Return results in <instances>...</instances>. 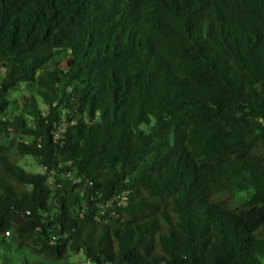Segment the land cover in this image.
<instances>
[{
    "label": "trees",
    "instance_id": "trees-1",
    "mask_svg": "<svg viewBox=\"0 0 264 264\" xmlns=\"http://www.w3.org/2000/svg\"><path fill=\"white\" fill-rule=\"evenodd\" d=\"M3 236L21 264H264V0H0Z\"/></svg>",
    "mask_w": 264,
    "mask_h": 264
},
{
    "label": "rangeland",
    "instance_id": "rangeland-1",
    "mask_svg": "<svg viewBox=\"0 0 264 264\" xmlns=\"http://www.w3.org/2000/svg\"><path fill=\"white\" fill-rule=\"evenodd\" d=\"M27 91H17L13 92L9 95L10 100H19V98L25 94ZM34 101L39 105L40 109H44V105L41 99L34 95ZM10 136V135H9ZM9 137H4L2 140L7 141ZM24 141H29L30 138L22 137ZM18 164L27 171L30 172H44V168L30 155H25L19 158ZM48 184L50 187L59 189L62 187L64 182H68L66 176L64 175H49L48 176ZM77 184L76 181H69V185ZM238 198L240 196H237ZM3 239L4 242L2 243L1 249V257L8 258L13 264H21L23 261L25 262H34L39 260V258L32 254L29 250L25 247H18L15 243H13L7 236L0 237ZM3 258H0V264L3 263ZM61 264H88L87 260L85 259L84 255L81 252H72L69 251L66 255V258L60 262Z\"/></svg>",
    "mask_w": 264,
    "mask_h": 264
}]
</instances>
